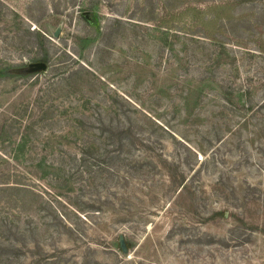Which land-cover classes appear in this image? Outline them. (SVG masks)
<instances>
[{
	"label": "rangeland",
	"instance_id": "374dc122",
	"mask_svg": "<svg viewBox=\"0 0 264 264\" xmlns=\"http://www.w3.org/2000/svg\"><path fill=\"white\" fill-rule=\"evenodd\" d=\"M160 1L0 0V252L16 248L0 264H264V25L236 24L219 72L238 87L221 91L180 75L176 32L211 38L254 9L181 0L157 27ZM100 112L118 147L59 151L80 114L74 132L102 141Z\"/></svg>",
	"mask_w": 264,
	"mask_h": 264
},
{
	"label": "trees",
	"instance_id": "16d2710c",
	"mask_svg": "<svg viewBox=\"0 0 264 264\" xmlns=\"http://www.w3.org/2000/svg\"><path fill=\"white\" fill-rule=\"evenodd\" d=\"M220 1L228 2L229 4H231L235 11H237V9L242 8H248L249 10L254 9V14L251 16H244L242 20H231L229 23L219 29L218 32L215 33L214 36L211 38H208L207 36L203 35H197L193 32L181 33L177 31L176 33H179L176 34L177 37L178 35H183V37H178V41L188 40L190 41V43H188V48L182 49V51H180V46H177L176 49H173L171 51L170 61L174 60V67H176L177 71L180 72V75H183L184 78H193L195 82H204V80L208 77L219 79L220 85L218 86V88L221 91H225L227 87H230L232 89H237L238 87L236 84L230 83V80H228L227 77L223 76V73L219 72V69L224 67L223 61L225 59H221L220 57L226 54L225 52L228 46H233L230 45L227 40L235 41L236 35L234 31L236 24H249L251 27H254L255 24L258 27H262L264 25L260 23L261 19L258 18L259 14L261 15L260 17H264V0H189L188 2H186V6H203L204 4H210L211 2ZM160 2V7L158 8V17L155 19L157 21V27L162 26L164 18L168 19L170 16H172L176 12H179V10L184 7V5L178 6V3L181 2V0H161ZM173 3L176 5L177 8L172 7ZM127 22L129 26H133L134 28L142 29L143 26L148 27V22L143 20V18L142 20L135 21L134 18L129 16ZM250 30L253 31L252 28H243V31L248 34V39L253 38V36L250 35V33H252ZM137 38V43L141 45V43H143L141 39L144 40V36L138 35ZM259 41L261 43V40ZM160 45H162L163 47H161L159 53L156 54V56H158L159 58L158 62L161 61L165 52L163 51V48H165V43ZM37 62L46 63L48 67L47 58L40 59ZM7 70L8 67L5 68L4 71ZM251 89V86H247L245 92L248 91L250 93ZM219 96L223 99V101H225L221 95ZM46 97L51 99L49 92L46 94ZM56 111H58V109ZM65 112L66 111L64 110L62 114H65ZM96 117L98 118L97 120L95 119V123L97 125V131H99L97 136L103 135L101 137L103 138L102 141H97L94 138L87 137L86 134L83 135L82 139L80 138L79 132L81 130L84 131V127L87 128L89 125V123L87 122L88 116L85 114H80L78 116L76 115V119L79 120L76 121L77 124L74 122L76 126H70L73 127V131L71 134L72 138H70L69 140L61 139V142L59 143V151H61L62 153H69L73 158L82 157L84 159L90 158L92 155H98L100 153L102 154L103 152H106L107 147H118L121 142V135L125 130H123V127L120 126L119 123L113 121V118L115 117L114 114L111 113L109 115L107 113L106 115L104 112H100ZM74 131L78 132L79 134ZM107 153L109 154L108 151ZM121 248L123 250H126L128 248V244L125 241H121ZM1 250L2 252H0V260L1 257H3L2 259L9 263L10 260L13 258V252L16 250L15 246L4 244Z\"/></svg>",
	"mask_w": 264,
	"mask_h": 264
},
{
	"label": "water",
	"instance_id": "95a60500",
	"mask_svg": "<svg viewBox=\"0 0 264 264\" xmlns=\"http://www.w3.org/2000/svg\"><path fill=\"white\" fill-rule=\"evenodd\" d=\"M58 33H59V29L57 30L55 36H58ZM30 65H31V67H32L33 69H35L36 71H40V70H45V69H47V64H46V63H43V62L31 63Z\"/></svg>",
	"mask_w": 264,
	"mask_h": 264
}]
</instances>
